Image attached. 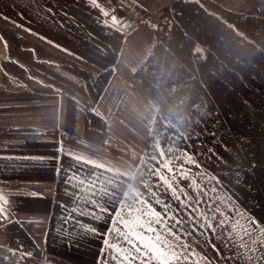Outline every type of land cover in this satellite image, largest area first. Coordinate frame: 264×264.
Returning a JSON list of instances; mask_svg holds the SVG:
<instances>
[{"label":"crops","instance_id":"obj_1","mask_svg":"<svg viewBox=\"0 0 264 264\" xmlns=\"http://www.w3.org/2000/svg\"><path fill=\"white\" fill-rule=\"evenodd\" d=\"M181 2L0 0V264H104L126 212L106 192L143 171L162 109L144 74Z\"/></svg>","mask_w":264,"mask_h":264},{"label":"rangeland","instance_id":"obj_2","mask_svg":"<svg viewBox=\"0 0 264 264\" xmlns=\"http://www.w3.org/2000/svg\"><path fill=\"white\" fill-rule=\"evenodd\" d=\"M167 14L161 47L144 74L162 109L132 193L141 194L137 216L142 207L163 215L168 205L169 215L190 228L189 210L163 177L181 199L186 194L194 200L193 189H201L202 212L215 204L251 228L256 240H264V12H232L206 0H182ZM124 214L113 248L124 244ZM240 235L239 228L195 231L185 237L192 248L189 264H240L233 250ZM104 264H110L108 255Z\"/></svg>","mask_w":264,"mask_h":264},{"label":"snow or ice","instance_id":"obj_3","mask_svg":"<svg viewBox=\"0 0 264 264\" xmlns=\"http://www.w3.org/2000/svg\"><path fill=\"white\" fill-rule=\"evenodd\" d=\"M107 13H105L106 15ZM168 152V148H164L159 155L163 156ZM157 156L152 160H156ZM169 172L173 169L164 161H160ZM155 170L149 172L152 175ZM187 178V174H184ZM164 179L167 188L173 192L182 208L189 210L188 219L193 221L190 228H183V220L175 215H169V206L165 205V213L162 215L154 210L141 208L139 216H137V204L140 203L141 194L135 193L131 196L126 195L120 188L111 187L106 192L110 200L116 203L123 202L126 212L124 214L125 223L122 230L123 245L113 248L112 245L105 241L109 247L108 260L110 264H189L192 259V248L185 237H190L195 231H203L206 229L209 233L215 234L217 227L224 228L227 233L239 228L241 235L239 243L234 245V252L237 254L236 259L240 264H261L264 261V240H256V233L247 226H241L238 222L230 219L228 214L222 213L215 204H208L205 210L201 211L203 203L201 197L204 192L201 189H193L196 193L195 199L188 197L186 194L181 199L176 189L169 180ZM193 183H195L193 181ZM107 188L108 185H105ZM149 188L151 185L149 184ZM0 222L7 218V210L5 205L8 201L0 195ZM159 203V201H157ZM217 216L220 218L217 219ZM171 220L169 224L166 221ZM256 224L258 222L251 221ZM121 236V233H117ZM126 245V248H125ZM216 251H219L216 249ZM260 260L257 261L256 257ZM204 264H207L205 261Z\"/></svg>","mask_w":264,"mask_h":264}]
</instances>
